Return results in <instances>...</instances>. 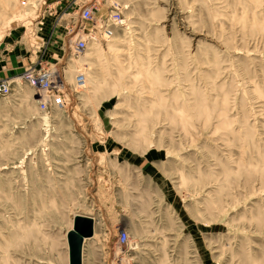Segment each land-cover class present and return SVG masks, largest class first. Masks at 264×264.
Returning a JSON list of instances; mask_svg holds the SVG:
<instances>
[{
  "label": "rangeland",
  "instance_id": "374dc122",
  "mask_svg": "<svg viewBox=\"0 0 264 264\" xmlns=\"http://www.w3.org/2000/svg\"><path fill=\"white\" fill-rule=\"evenodd\" d=\"M2 81L0 264H264V0H0Z\"/></svg>",
  "mask_w": 264,
  "mask_h": 264
},
{
  "label": "built area",
  "instance_id": "2783aa9c",
  "mask_svg": "<svg viewBox=\"0 0 264 264\" xmlns=\"http://www.w3.org/2000/svg\"><path fill=\"white\" fill-rule=\"evenodd\" d=\"M81 20L91 21L93 19V14L90 9L83 10L81 12ZM121 22V13L118 7L111 12L107 17L104 26V35L107 39L113 36V28L117 27ZM88 41V35L80 36L77 38L74 44V52L80 54L86 50ZM23 78L27 84L41 92L43 94V99L39 100V108L43 111L49 112L52 109H61L67 105V96L64 92L63 83L59 80L58 75L56 76L55 71H50L48 69H40L38 71H27L22 74ZM75 83L78 86H83L85 84V76L83 73H78L75 78ZM11 84L8 81L0 82V95L6 97L11 93ZM117 240L119 245H126L128 242V234L126 231L121 230L117 233Z\"/></svg>",
  "mask_w": 264,
  "mask_h": 264
},
{
  "label": "water",
  "instance_id": "95a60500",
  "mask_svg": "<svg viewBox=\"0 0 264 264\" xmlns=\"http://www.w3.org/2000/svg\"><path fill=\"white\" fill-rule=\"evenodd\" d=\"M94 223L92 218L75 215L73 227L67 232L69 264H82V247L84 239L93 236Z\"/></svg>",
  "mask_w": 264,
  "mask_h": 264
},
{
  "label": "crops",
  "instance_id": "0c3cea01",
  "mask_svg": "<svg viewBox=\"0 0 264 264\" xmlns=\"http://www.w3.org/2000/svg\"><path fill=\"white\" fill-rule=\"evenodd\" d=\"M75 215H81V216H86V217L92 218V220L95 221V223H96V217L91 213H79V214H74V216ZM74 216L72 217V219L74 218ZM94 227H95V225H94ZM87 240H89V239H87ZM86 241H84V244L82 247V264H84V262L86 261L87 248H88V245L85 244Z\"/></svg>",
  "mask_w": 264,
  "mask_h": 264
},
{
  "label": "bare ground",
  "instance_id": "6f19581e",
  "mask_svg": "<svg viewBox=\"0 0 264 264\" xmlns=\"http://www.w3.org/2000/svg\"><path fill=\"white\" fill-rule=\"evenodd\" d=\"M93 223H94V221H93ZM93 228H94V226H93ZM86 239H84V241H85ZM84 244V243H83Z\"/></svg>",
  "mask_w": 264,
  "mask_h": 264
}]
</instances>
